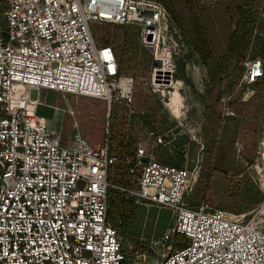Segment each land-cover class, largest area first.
Returning <instances> with one entry per match:
<instances>
[{"label":"built area","instance_id":"2783aa9c","mask_svg":"<svg viewBox=\"0 0 264 264\" xmlns=\"http://www.w3.org/2000/svg\"><path fill=\"white\" fill-rule=\"evenodd\" d=\"M2 1L0 264H264V228L207 204L189 205L192 174L185 166L159 161L144 144L120 158L112 149L109 120L102 141L90 143L76 125L64 140L36 112L41 90L103 99L109 107L117 97L113 90L126 97L120 84L132 89L133 78L121 75L114 48L99 43L92 26L139 24L141 40L151 42L167 20L163 4ZM241 66V85L264 77L259 56L247 55ZM121 163L126 178L117 182ZM249 169L261 189L262 140ZM111 193L169 210L170 228L151 244L127 242L108 220Z\"/></svg>","mask_w":264,"mask_h":264},{"label":"rangeland","instance_id":"374dc122","mask_svg":"<svg viewBox=\"0 0 264 264\" xmlns=\"http://www.w3.org/2000/svg\"><path fill=\"white\" fill-rule=\"evenodd\" d=\"M158 1L165 8L167 21L160 25L159 40L152 46L141 40L139 24L93 26L99 33L109 26V35L103 43L114 49L118 46L121 75L133 78L131 92L123 93L126 97L118 96L119 92L113 90L117 97L109 107L103 99L75 94L62 96L52 90H41L45 96L37 114L64 138L76 125L86 139L91 133L97 142L102 140L98 131L101 129L104 134L105 122L109 120L112 149L120 158L131 155L139 144H144L159 161L190 170L192 178L186 196L189 205L207 204L209 209L239 214L264 228V183L260 189L249 169L258 143L264 141V98L252 140V157L248 158L244 143L250 138L243 128L253 123L256 109H247L246 104L253 103L258 89L255 83L249 86L239 83V64L226 53V40L238 20V8L230 0ZM258 1L257 19L246 56L264 60V0ZM250 5L254 6L251 0ZM4 8L5 3L0 0V23ZM115 34H119L117 42ZM204 45L210 51L211 71L198 52ZM165 53L169 54V60L163 67L161 59ZM162 67L166 72L157 76L156 81V70ZM213 78L219 81L216 94H210ZM232 83H235L233 89ZM178 84L185 105L182 111L186 113L180 120L173 118L166 107ZM35 93L32 91L34 96ZM210 96L221 103L213 115L208 110ZM232 100L237 108L229 106ZM225 110L233 114L226 116ZM223 172L229 173L230 178ZM113 177L117 182L124 181V171L120 168ZM112 194L113 202L120 199L131 202L127 210L111 206L108 212L109 222L127 242L137 247L151 244L170 228L169 210Z\"/></svg>","mask_w":264,"mask_h":264},{"label":"trees","instance_id":"16d2710c","mask_svg":"<svg viewBox=\"0 0 264 264\" xmlns=\"http://www.w3.org/2000/svg\"><path fill=\"white\" fill-rule=\"evenodd\" d=\"M176 1H180V0H176ZM233 4H235L238 8V13H239V17L237 22H235L234 27L232 28L231 32L228 35V38L226 40V53L227 55L233 56L235 58V61L239 64V76L238 79L240 80L241 78V74L243 72V67L241 66V61L246 57V54L248 52L249 46H250V41H251V36L253 34L254 31V26H255V22L257 19V7L259 6V1L258 0H251L252 5H250V0L249 3L245 2V0H242V4H241V0H230ZM232 16H234V14H232ZM95 25V24H94ZM93 25V26H94ZM93 26H92V30H93ZM107 26V30L104 32H97L93 30V34L95 39L101 43H103L104 38L107 37V35H109V26ZM115 39L116 42L119 39V34H115ZM115 55L118 59L119 57V49L118 46H116V48L114 49ZM199 55L201 57V59L203 60V62L206 64L207 68L211 71V63L209 59V54L210 51L209 49L204 45L202 49H200L199 51ZM119 62V59H118ZM121 72V71H120ZM213 86L214 88L211 90V93H217V89L219 87V81L215 80L213 78ZM235 86V83H232L231 89H233ZM255 87L258 89V93L254 95L253 99V103H247L246 104V108L250 109L251 107L256 109V113H254V121L251 125H244L243 131L245 133H247L248 137L250 138L249 142H245V147H244V151L246 154V157L250 158L252 157V153H253V147H254V143L252 142V140L254 139V134H255V130L257 127V122H258V113L259 110L261 108V103L262 100L264 98V77L261 78L260 80H258L255 83ZM210 100H211V106L209 107V112L213 115L215 110L217 108H219L221 106V103H219L216 100V97L214 99H212V96H210ZM255 102V103H254ZM229 106L232 108H237V105L234 104V101H230ZM98 133L100 135H102V139H103V130H99ZM93 135L91 133H89L87 141L90 143H96L97 141H93ZM66 138H64L65 140ZM102 141V140H101ZM122 164V163H121ZM125 168V164H122L121 169ZM224 176L227 178H230V174L223 172ZM126 178V177H125ZM111 179V176H110ZM211 179V178H210ZM124 182V181H122ZM207 185V183H206ZM205 185V189H209V185L206 186ZM209 193V192H208ZM113 194H110V206L109 207H120L122 209L127 210L129 208V206L131 205V202L128 200H124V199H120L118 202H113L112 198Z\"/></svg>","mask_w":264,"mask_h":264},{"label":"bare ground","instance_id":"6f19581e","mask_svg":"<svg viewBox=\"0 0 264 264\" xmlns=\"http://www.w3.org/2000/svg\"><path fill=\"white\" fill-rule=\"evenodd\" d=\"M166 21H167V20H166ZM157 40H159V39H158L157 37H155L154 41H151V42L145 41V43L148 44L149 46H152V44H154ZM158 46H159V44H158ZM168 60H169V54H168V53H165V54L162 56V59H161V62L163 63V67L167 64ZM163 67H162V69H157V70H156V74L154 75L156 81L159 80V79H156L157 76H160V77H161L162 74H163V72H166V70H165ZM161 73H162V74H161ZM120 88H121V90H122L124 93H128V92H129V90H128V89H129V86L126 84L125 81H123V82L120 84ZM176 89H177L176 92L173 93V94H178V95L182 98V95H181V93H180V91H181V87L179 86V84H178V86H177ZM36 95H37V93H36ZM29 96H30V98H32V99H36V97L33 96L32 92H29ZM170 102H171V99H170ZM182 102H183V98H182ZM181 111H182V109H181ZM263 142H264V141H263Z\"/></svg>","mask_w":264,"mask_h":264},{"label":"clouds","instance_id":"9594fccd","mask_svg":"<svg viewBox=\"0 0 264 264\" xmlns=\"http://www.w3.org/2000/svg\"><path fill=\"white\" fill-rule=\"evenodd\" d=\"M128 90L130 91L131 89L129 88ZM166 107L169 109L171 116L177 120H180L186 115L185 112L181 111L185 105L182 102V98L178 94L172 95L171 102L167 104Z\"/></svg>","mask_w":264,"mask_h":264},{"label":"crops","instance_id":"0c3cea01","mask_svg":"<svg viewBox=\"0 0 264 264\" xmlns=\"http://www.w3.org/2000/svg\"><path fill=\"white\" fill-rule=\"evenodd\" d=\"M43 94H45V92L43 93V91H42V94L40 93V100H39L40 102L38 103V105H37V107H36V112H37V108H38V106L41 105V104H43V101H42V100H43V98H44V96H45V95H43ZM33 95H34V94H33ZM34 97L37 98L36 93H35V96H34ZM48 107L53 108L54 110H58V109H59L57 106H51V105H48ZM61 120H62V119H61ZM62 121H63V120H62ZM68 136H69V135H68ZM68 136H67V137H68ZM67 137H66V138H67Z\"/></svg>","mask_w":264,"mask_h":264},{"label":"water","instance_id":"95a60500","mask_svg":"<svg viewBox=\"0 0 264 264\" xmlns=\"http://www.w3.org/2000/svg\"><path fill=\"white\" fill-rule=\"evenodd\" d=\"M141 161H142L143 163H146V162H147V158L142 157V158H141Z\"/></svg>","mask_w":264,"mask_h":264},{"label":"snow or ice","instance_id":"6c2138e0","mask_svg":"<svg viewBox=\"0 0 264 264\" xmlns=\"http://www.w3.org/2000/svg\"><path fill=\"white\" fill-rule=\"evenodd\" d=\"M105 57L108 58V59H110V57H108L107 52H105ZM17 79H19V77H17Z\"/></svg>","mask_w":264,"mask_h":264}]
</instances>
